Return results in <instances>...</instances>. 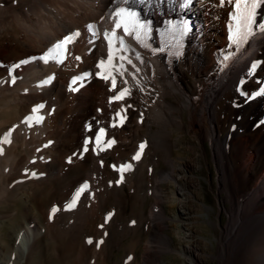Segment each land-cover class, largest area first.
<instances>
[{"label":"bare ground","instance_id":"1","mask_svg":"<svg viewBox=\"0 0 264 264\" xmlns=\"http://www.w3.org/2000/svg\"><path fill=\"white\" fill-rule=\"evenodd\" d=\"M118 7L148 22L149 47L117 30L126 47L114 40V63L125 71L113 72V89L111 79L98 75V64L107 60L105 33L112 32ZM233 10L227 0L223 6L220 0H0V138L11 130V143L0 144V181L13 184L20 169L29 174L26 184L0 189V199L21 195L24 202L8 219L10 241L0 239V264H21L43 238L53 241L59 264H127L139 234L146 236L140 264H167L162 255L169 251L182 264H264V95H255L264 88V3L253 34L240 45L228 39ZM178 25L187 30L175 31ZM76 32L63 62L41 59ZM169 38L180 45L167 50ZM160 47L165 51H152ZM124 88V99H111ZM38 105L44 107L33 113ZM179 148L184 152L175 154ZM88 153L98 154L99 165ZM131 154L130 161L141 165L125 175L123 188L107 199L92 194L71 229L56 227L65 216L53 223L51 203L66 200L85 178L99 186L110 174L102 167L105 157L116 166ZM38 189L47 193L44 205ZM112 207H118L117 220L135 217L138 227L126 243L127 236L92 249L95 226ZM203 221L213 239L199 234L195 224ZM113 248L124 254L113 259Z\"/></svg>","mask_w":264,"mask_h":264},{"label":"rangeland","instance_id":"2","mask_svg":"<svg viewBox=\"0 0 264 264\" xmlns=\"http://www.w3.org/2000/svg\"><path fill=\"white\" fill-rule=\"evenodd\" d=\"M176 33V32H175ZM175 41V40H174ZM178 46L180 45L179 42L176 40ZM85 144L88 143V141L85 139L83 140ZM207 149L209 150V146H207ZM181 150V151H180ZM82 152H84V148L81 149ZM180 151V152H179ZM183 153L184 149H176L175 154ZM92 157L96 158L97 162V156L98 154L96 153H88ZM133 155L131 154L127 159L122 160V164L119 163L116 166H112V160L110 156L105 157V164H102V167L110 173L109 176H107V179L104 180L99 186L94 188L93 186V181L92 178H85L81 181H79L73 188L72 193H70L69 197L62 201L61 203L54 202L51 203L48 206V215L50 220L55 223L56 218L59 216L64 215L65 219L57 224V228L59 229H64V230H69L71 229L74 221L76 220L77 217L82 218L84 215L85 208L87 205H89V198L92 194H95L98 196L100 199H107L110 198L112 193L115 191V189H119V186L122 184V188L125 184V175H130L132 176L137 167L141 165V163H133L130 160L132 159ZM158 158L154 161H157ZM126 164H131V169L128 171L121 172L119 169L121 166L126 165ZM97 165L98 162H97ZM153 170L152 166H149L147 169L148 173H151ZM210 170L212 173V179L213 177L216 176V172L214 170V166L210 164ZM205 172V170L203 169ZM28 173H25L23 170H18L15 172V181L11 185H3L4 182L3 180L0 181V189L6 193V191H11L17 186L24 185L28 182ZM121 177L123 179L121 180ZM201 182H203L204 185V194L206 196L207 202L212 203V195L211 192L208 188V184L204 181L202 177H200ZM87 183L89 185L88 189L81 194L80 198L78 199L75 207L73 208H67V204L70 203L72 200L75 192L84 184ZM165 182H163L164 184ZM40 190V191H39ZM39 191V192H38ZM42 191V192H41ZM36 199L39 201L38 204L41 203V205H44L47 203V193L44 192V189H38L36 192ZM44 194V195H43ZM46 195V196H45ZM39 198V199H38ZM41 199V200H40ZM46 200V201H45ZM7 199H0V221L2 220V223L0 224V239H5L7 241H10L9 236V230L11 229V225L8 222L9 218H12L16 215V213L21 212V210L24 207V202L22 200L21 195L18 197H15L11 202H6ZM45 201V202H44ZM163 201V199H162ZM161 201V205L163 206L164 209H166V212H168L169 209V203L164 200L163 202ZM15 202V203H14ZM23 202V203H22ZM22 206V207H21ZM56 209L55 212H53V209ZM14 209V210H13ZM118 212V207H112L111 209H108V211H105L104 213L106 214L105 217L99 219L97 222L95 229H96V238L93 244L91 245L92 249H94L95 246L98 248H104L108 247L111 245H114L116 243H111V242H118L121 238L123 239L125 236L130 234L133 230H135L138 227V219L135 217H131L127 220L120 221L115 218V214ZM225 219V215L222 214L221 220ZM4 220V222H3ZM8 223V224H7ZM4 224V225H3ZM12 224V223H11ZM49 224V223H48ZM10 227H8V226ZM195 226L199 229V234L206 236L207 238L213 239L212 232H211V227L209 224H207L205 221L203 222H198L195 224ZM146 228H147V222H144L142 230L144 233H146ZM3 232V234H2ZM40 233H43V230L39 231ZM8 233V234H7ZM127 238V239H126ZM124 238L123 242L126 243L131 239V236H127ZM138 238L141 240V242L137 243L133 248L131 249L132 251H129L127 253L126 258L127 261L130 260L129 263L127 264H140L143 263V259L141 258V255L143 254V243L146 239L145 234L138 235ZM175 238V239H174ZM31 239L30 237L28 240ZM174 241H177L176 237H173ZM126 240V241H125ZM142 243V244H141ZM41 246V247H40ZM46 246V247H45ZM40 247V248H39ZM40 249V250H37ZM36 250V251H35ZM113 259H118L122 254H124L123 250L121 249H112ZM39 253V254H38ZM55 248H54V243L52 240L49 238H43L38 241L37 245L34 247V249L31 252L30 258H26L21 262V264H59L58 260L55 258ZM35 255V256H34ZM132 255V256H131ZM163 259L166 261L167 264H182L180 261V258L178 257V254L175 252H165L162 255ZM54 258V259H53ZM35 259V260H33ZM47 259V260H46ZM132 259V261H131ZM54 260V261H53ZM32 262V263H30ZM139 262V263H138Z\"/></svg>","mask_w":264,"mask_h":264},{"label":"snow or ice","instance_id":"3","mask_svg":"<svg viewBox=\"0 0 264 264\" xmlns=\"http://www.w3.org/2000/svg\"><path fill=\"white\" fill-rule=\"evenodd\" d=\"M127 0H125V3ZM151 2V0H149ZM161 2H164V0H161ZM225 3V0H220L221 6H223ZM227 3L232 4L234 6V10L231 12L230 16L231 19L229 21L228 30H229V36L228 39L231 42V44L240 45L248 40V38L253 34L254 28L253 25L257 24L256 21V15H257V8L264 3V0H227ZM114 16L117 18L114 28L112 32L105 33V38L108 40L109 50L107 55V60L101 59L98 68L100 69V72L98 75L105 79H111L112 82V88L115 89L116 87V78L113 75V72H120L121 75L124 74V66L123 64H115V54L113 51V42L119 41V45L121 49H124L125 43L124 38L117 36V30L123 29L125 35L127 36H135V39L139 41L141 44H143L144 47H149L147 43H145V38H147L150 30V26L148 22L144 21L142 22L138 18V13L136 11L130 10L128 7H118L114 11ZM89 27H92L91 25ZM259 27L264 29V23L259 24ZM175 31L180 32L183 34L187 29L186 25H178L174 28ZM79 33H73L70 35L65 36L62 40H59L56 42L51 48L48 49L47 53L41 57L45 62L49 60H56L58 63L63 62L65 53L67 52V45L71 44L74 40L75 36H78ZM164 52L165 48L160 47L159 49H152L153 52L156 51ZM79 59V57H77ZM126 57L123 55L119 56V60L123 61ZM228 57L225 56V60H227ZM27 61H24L26 63ZM131 64V61H128ZM138 71V69H137ZM87 75V74H85ZM83 77H74L72 80V83L75 84L77 80L82 79ZM13 83L15 82V77H13ZM47 83V81H45ZM72 91H77L76 88H72ZM129 93V90L127 88H124L119 91L117 95L112 97V100H122L124 97ZM255 95H264V88L260 89L258 92L255 93ZM44 105H38L33 108V113H35L39 108H43ZM41 118H37L36 122H40ZM33 121V117L29 116L26 117L25 122L29 123L31 125V122ZM123 120H121V123ZM104 129H100V133L97 136V142H99L100 136H103ZM11 143V130L5 135L0 138V144H8ZM112 143L114 141H108L107 147H111ZM145 145L143 143L139 146V151L135 154L133 159L139 160L141 158V154L143 152ZM88 148L85 145L84 151H87ZM3 153V148L0 147V154ZM131 169V164H126L121 166L119 171L124 172ZM32 175H36V173H32ZM123 177H121V180ZM89 185L87 183H84L74 194L72 200L70 203L67 204V208H73L75 207L78 199L80 198L81 194L84 193L88 189ZM53 212L56 211L54 208L52 210ZM91 242V241H89Z\"/></svg>","mask_w":264,"mask_h":264}]
</instances>
